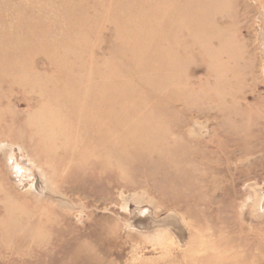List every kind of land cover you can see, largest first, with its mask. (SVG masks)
Instances as JSON below:
<instances>
[{"label": "rangeland", "instance_id": "rangeland-1", "mask_svg": "<svg viewBox=\"0 0 264 264\" xmlns=\"http://www.w3.org/2000/svg\"><path fill=\"white\" fill-rule=\"evenodd\" d=\"M263 190L264 0H0V264H264Z\"/></svg>", "mask_w": 264, "mask_h": 264}, {"label": "bare ground", "instance_id": "bare-ground-1", "mask_svg": "<svg viewBox=\"0 0 264 264\" xmlns=\"http://www.w3.org/2000/svg\"><path fill=\"white\" fill-rule=\"evenodd\" d=\"M86 104V103H85ZM92 104V103H91ZM90 104V105H91ZM89 105V106H90ZM79 106H80V103H79ZM88 106V105H87ZM98 106V105H97ZM102 106V105H101ZM86 107V106H85ZM84 107V109H85ZM91 108V107H90ZM96 108V107H95ZM99 108V107H98ZM97 110V109H96ZM99 110V109H98ZM103 112V110H102ZM102 112H101V115H102ZM100 113V112H99ZM98 114V113H97ZM92 115V114H91ZM90 115V116H91ZM95 115V114H94ZM99 115V114H98ZM89 116V117H90ZM97 116V115H95ZM104 117V116H102ZM83 118V117H82ZM81 118V120H82ZM87 118V117H86ZM91 118V117H90ZM93 118V117H92ZM100 118V117H99ZM97 118V119H99ZM107 118V117H106ZM96 119V120H97ZM105 119V118H104ZM86 121V119H84ZM98 121V120H97ZM96 122V121H95ZM97 123V122H96ZM100 123V121H99ZM98 123V124H99ZM81 124V123H80ZM89 124V123H88ZM94 124V123H93ZM102 124V123H100ZM85 125V124H84ZM97 125V124H95ZM80 126V125H79ZM78 126V127H79ZM106 126V125H105ZM105 126H103L105 128ZM100 127V126H99ZM95 128V127H94ZM93 128V129H94ZM102 128V127H101ZM88 129V128H87ZM92 129V130H93ZM100 129V128H98ZM84 130V129H83ZM103 130V129H102ZM91 131V130H90ZM89 131V132H90ZM94 131V130H93ZM97 131V129H96ZM95 131V133H96ZM81 132V131H80ZM85 132V130L83 131ZM87 133V132H86ZM94 133V132H93ZM94 133V134H95ZM98 133V132H97ZM100 133V132H99ZM82 135V134H81ZM92 135V134H91ZM93 136V135H92ZM96 136V135H95ZM83 137V136H82ZM91 137V136H90ZM102 137V136H101ZM86 138V136H85ZM88 138V136H87ZM86 138V139H87ZM111 140V139H110ZM90 141V139H89ZM88 141V142H89ZM94 141V140H93ZM91 144V143H90ZM94 145V144H93ZM86 146V144H85ZM91 146V145H89ZM88 146V147H89ZM34 189L36 191L40 193H42L43 191L41 190V187L40 185L35 181V183L32 184ZM46 186V184H45ZM32 187V188H33ZM31 188V187H30ZM33 189V190H34ZM32 190V189H31ZM47 191V190H46ZM55 191V189H54ZM122 191V190H121ZM54 196V195H53ZM119 196V195H118ZM138 196V195H137ZM135 194H130L128 195V197H126V202H125V209L128 211V204L130 202H133L136 201V197H137ZM120 197V196H119ZM139 198V197H138ZM261 198H262V195H261ZM261 198L257 201L258 205H257V208H258V211L262 212L264 210L263 207H261L260 205V200ZM143 201V200H142ZM152 201V200H150ZM149 201V202H150ZM146 203V202H145ZM143 204V202H142ZM150 204V203H149ZM135 205V203L133 204ZM152 205V204H151ZM154 205V204H153ZM90 206V205H89ZM118 208V206H117ZM123 208V206H122ZM99 209V208H98ZM103 209V208H101ZM244 209V207H243ZM94 210V209H93ZM110 210V209H109ZM152 210V209H151ZM155 210L153 209L152 211H150V213L148 214L149 216L151 217H148L146 218V215H141V214H135L133 213L131 216H132V220H139V222L141 224H139L138 227H140L141 229H136L132 226H129L127 224V227L130 228L131 230L137 232L138 235L140 236H143L144 238L148 239V240H151L152 242H154L155 244L158 243L159 245L161 243H163L164 241H168V245L169 247H159L161 248L160 251L161 253H165L167 252L168 250H173L175 253H183L185 255H189V256H198L200 255L201 256H204V255H207L208 252V248L206 243L200 239L198 233L192 231L187 223L185 222V220L182 218V214L181 216L179 214H177L176 212L174 211H170L168 214H166V216L162 217L161 219H156L155 218ZM127 214V213H126ZM114 215V214H113ZM171 215L172 217L174 216V220H171L173 219L171 216V218L169 217L170 220H165L167 216ZM200 217V216H199ZM141 219V220H140ZM203 221V220H202ZM131 222V220H130ZM191 223V222H189ZM188 223V224H189ZM137 227V228H138ZM193 228V227H192ZM201 236V235H200ZM202 237V236H201ZM203 238V237H202ZM149 241V242H151ZM153 243V244H154ZM161 246V245H160ZM163 246V245H162ZM209 246V245H208ZM166 250V251H165ZM214 253V252H213ZM216 253V252H215ZM96 254V253H95ZM168 254H170V251L168 252ZM167 254V256H168ZM172 254V252H171ZM173 255V254H172ZM163 256V255H162ZM170 256V255H169ZM168 256V257H169ZM188 256V257H189ZM186 257V256H184ZM192 257V258H193ZM162 258V257H161ZM190 258V257H189ZM185 259V258H184ZM190 260V259H189Z\"/></svg>", "mask_w": 264, "mask_h": 264}, {"label": "water", "instance_id": "water-1", "mask_svg": "<svg viewBox=\"0 0 264 264\" xmlns=\"http://www.w3.org/2000/svg\"><path fill=\"white\" fill-rule=\"evenodd\" d=\"M260 205H261V207L264 208V190H263V192H262V198H261V200H260Z\"/></svg>", "mask_w": 264, "mask_h": 264}]
</instances>
